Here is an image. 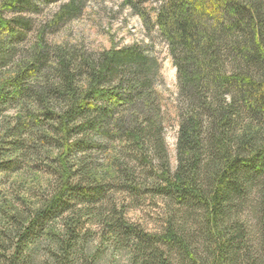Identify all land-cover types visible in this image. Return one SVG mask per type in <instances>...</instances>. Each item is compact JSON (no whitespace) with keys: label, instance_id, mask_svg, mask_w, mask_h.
<instances>
[{"label":"trees","instance_id":"16d2710c","mask_svg":"<svg viewBox=\"0 0 264 264\" xmlns=\"http://www.w3.org/2000/svg\"><path fill=\"white\" fill-rule=\"evenodd\" d=\"M125 1L158 28L177 69L174 168L161 63L146 46L49 41L86 0H62L24 45L31 20L20 13L35 0H0V173L41 161L51 175L27 226L14 225L8 264L58 218L61 264L76 263L80 243L88 264L105 249L126 250L129 264H264V0H155L154 22L141 1ZM118 194L164 198V228L130 221ZM96 221L103 246L91 248Z\"/></svg>","mask_w":264,"mask_h":264},{"label":"rangeland","instance_id":"374dc122","mask_svg":"<svg viewBox=\"0 0 264 264\" xmlns=\"http://www.w3.org/2000/svg\"><path fill=\"white\" fill-rule=\"evenodd\" d=\"M142 2V8L150 15L151 21L155 20V0H136ZM62 0H35L36 9L20 13L24 18L31 20V25L26 31L24 45L36 34L41 23L49 20L57 10ZM14 17L16 14H8ZM47 38L52 42H67L86 47L92 52H97L111 47H124L133 44L146 46L148 51L155 55L161 63L162 79L157 89L165 115L166 143L170 162L174 168L177 164L176 144L178 138V121L176 102L178 96L177 69L169 46L154 25H146L143 19L125 0H86L82 13L57 29L49 30ZM28 166V167H27ZM23 165L19 173L4 176L0 173V264H8L15 246L18 244L15 226L24 223L30 210L47 196V184L51 180L49 167L43 162H33L31 165ZM120 202L126 205V216L130 221L140 224L149 232H159L164 228V223L169 207L162 197L144 196L134 199L132 196L117 195ZM171 208V207H170ZM172 208L177 209L173 206ZM249 209V208H247ZM3 211H7L4 213ZM34 212V211H33ZM20 213V214H19ZM19 214V215H16ZM22 214V216H21ZM247 214H244L245 218ZM251 239L256 249V217L250 214ZM56 220L54 226L46 225L44 233L34 243L25 249L20 264H61L62 253L58 239L54 232L60 234L61 224ZM22 221V222H21ZM192 222V220H190ZM194 223V222H192ZM189 223V227H193ZM87 227L93 230L92 237L87 246L96 247L100 244V233L97 221L87 223ZM254 230V232H253ZM193 231H196L193 229ZM23 232V231H22ZM199 238V237H198ZM6 241V244L4 243ZM3 245V246H2ZM196 246H202V238L196 240ZM250 245V244H249ZM252 245V243H251ZM250 245V246H251ZM12 247V251H5V247ZM84 246V245H83ZM83 246L77 247L76 263L88 264L85 260ZM102 247L103 244H100ZM175 262L179 257L174 254ZM96 264H129L126 250L105 249Z\"/></svg>","mask_w":264,"mask_h":264}]
</instances>
